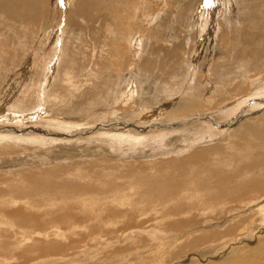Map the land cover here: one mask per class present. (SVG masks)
Wrapping results in <instances>:
<instances>
[{
    "label": "bare ground",
    "instance_id": "bare-ground-1",
    "mask_svg": "<svg viewBox=\"0 0 264 264\" xmlns=\"http://www.w3.org/2000/svg\"><path fill=\"white\" fill-rule=\"evenodd\" d=\"M171 1L172 0L169 2ZM196 1L198 2L199 0ZM56 2V0H0V33H3L1 44L6 48H11V51L15 52V47L19 48L22 42L19 41L16 45L10 35L17 33L22 39L23 33H27L24 32V28L35 27L39 31H42L46 28L50 17L61 14V12H57L59 10H57ZM69 2L68 5H71V3L74 5V11H70L71 8H68L69 12H67V14L69 13V19L66 18L68 23L65 22L68 30L63 32H67L68 36L71 34V39L73 38L84 44V48L80 53L85 59L88 58L89 53L93 52L89 44L90 42L92 43L91 40L95 39V43L93 44H95L94 47L98 52L95 65L99 60L100 66L96 68L94 65L95 69L93 68V75L88 79L90 80L89 83L94 84L93 89L81 85L75 90H64L60 84L58 95L61 100H56L59 101L55 104L56 107H64V101L74 93H78L86 98L87 105L89 107H94V111L96 112L92 120L95 127L92 129H85L90 135L87 140L94 137V132L98 127L108 128L117 121V124L112 128L116 131H122L126 126V123L122 121L123 117H129L131 119V128L139 131H144L151 127L157 129L166 119L171 125L170 133L177 134H169L161 137L157 136L158 138L152 140L158 143L157 146L153 147L148 152L143 151L140 147H135L133 151L123 152L120 146L114 148L93 146L91 148L76 149L73 147L72 143L64 142L63 136L56 135V140H50L39 135L30 137L23 134L14 135L15 132L13 135H8L4 134L7 132L1 127L0 133L3 134L0 135V190L5 188V191L8 192L24 187L32 191L33 188L40 186V183L45 179V177H43L44 175L62 168L70 178L76 177L78 181L89 179L91 182L94 181L95 183L84 187H81L82 185L74 187L75 191L81 188L82 190L84 189V194L80 196L76 195L75 199L78 201L73 200L78 205L80 204V207H83V211L94 206H100L99 209L105 207V209H103L104 212H106L105 216L102 215L101 217L100 214L102 222L104 223L102 224L103 232L101 231L100 233L101 237L98 236L95 238L96 234L82 225L81 227H73L70 232H68L69 235H71L75 229H85L87 232L83 239L86 240V238H88L92 245L94 242V248H92V245L90 246V243L86 244V241L83 239V241L81 240L82 244L67 240V234L61 232L63 230L58 226L52 228L54 229L52 233H47L46 231L29 234L27 232H22V239L31 240L33 243L38 233V236H42V238L44 237L45 239L53 237L57 244H59L61 242L59 240L63 238L66 240L65 242L70 241L69 244L65 246L62 245L63 248L66 247L67 251L83 249L82 255L77 257L50 258L38 264H145L146 260L151 257L152 254L155 256L153 258L155 264H264V228H261L259 225H253V222L256 224L262 222L263 218H259L257 213H262V217H264V209L263 211L259 210L261 208L258 204L254 206L255 200L252 198V191L264 190V161L262 160L264 156V118L258 117L256 121L247 123V115L253 108L251 110L243 109L245 107L251 108L254 97L264 88V68L260 66L262 63H256L258 59L264 56V8L262 7L264 0H228V3L233 5L232 7L230 6V8L228 5L229 12L227 11L228 13L224 16L227 21L224 26H227L228 33L223 34V36L219 38L218 46L223 45L226 41H230L231 51H225V48L222 50H217L216 48L215 55L213 56L215 47H213V49L210 47L209 65L208 67L206 66V69L208 68L205 75L206 78L204 75L202 76L205 80H200L198 82L196 90L188 98L189 102L186 103V107H180V104L172 105L173 102L177 101L176 96L172 95L175 93L174 90L171 89L172 85L175 87L174 83L170 84L168 78L159 74V72L165 69L162 63L163 59L178 58L177 61L181 69L186 64L187 59L185 54L189 51V47L186 46L189 45V43L186 44L187 40L185 39L186 41H183L184 38L180 43L181 31L180 28L177 27L179 20H184L182 13V15H180L182 18L177 14L174 20L172 22L170 21L171 23H169L168 20L166 26L162 24L164 18L160 25L159 23L157 25V28H163L164 33L167 34L166 37L170 38V36H173V40H169L170 46H165L163 44L165 34L162 36L160 31H154L151 35L146 34L147 36L144 38L147 40L146 43H144L145 48L138 54L139 62H136V59H133V54L129 53L130 51H127L124 45L127 44L131 46L137 39L136 37L138 34L142 32L139 28L143 25V18L142 16H138L143 13L142 11L148 10L152 0H71ZM192 3L193 2H190L186 4V6L184 5V9L187 11L190 10L189 8ZM152 6L151 8L156 7L155 4ZM71 7L73 6L71 5ZM233 8L235 12L233 11V13H231ZM175 10H177V8H175ZM202 10L203 9H201V11ZM95 13H98V15L95 16ZM161 14L160 16H162ZM63 16L65 17V14ZM158 16L159 15L156 17V21H158ZM172 16L170 17L172 18ZM236 23H238V25H236ZM169 24L170 27L168 29ZM188 31L194 32V39L197 33L201 34L202 28L199 31L195 29L196 32L194 29L192 30V28ZM73 34L76 36L73 37ZM229 34L234 35V37L228 39ZM32 37L29 38L32 39ZM215 37H217V35ZM9 38H11V42H9ZM87 38H89V40H87ZM177 41H179V43H177ZM211 42L212 45L213 40H211ZM150 45L151 48L149 49ZM39 50L40 52L42 51L41 49ZM96 50L94 52H96ZM42 52L43 53L37 54L44 56V59H42V56V58L38 56V58H41V61L46 60L49 56V52ZM78 54L72 56L71 59H77L76 57ZM258 56L260 58H256ZM118 59L121 60V63ZM159 61H161V65H158ZM120 67L123 68V71L129 67L135 69L137 81L135 78H133V81L136 83L138 82L140 88L138 91L141 94L140 98L135 102L131 112L129 110H121V108L116 110H108L107 108L110 106V103L108 104L109 101L111 102L112 99L116 100V97L112 98L113 92H120L121 83H119V81L124 80V77L119 71ZM259 67L262 68V76L258 75L253 78L252 76ZM54 70H57L56 67ZM54 70L52 69V71ZM80 70L81 69H79V71ZM146 70H150L154 72V74L156 72V77H149L145 73ZM60 71L57 70L55 73L57 74ZM78 78H82L80 72ZM152 78L156 79V88L149 90L151 86L149 81ZM60 81L61 80L57 78L51 81V84L59 83ZM248 82L251 85L244 88ZM148 84L150 85L146 88L145 95H143L144 92H142V87ZM5 88L6 85L4 89ZM4 89L1 90L0 88V100L5 92ZM241 89H243V91ZM203 91L204 96L201 97ZM237 91H242V93L237 95ZM196 93H198V95H195ZM205 93H208V95ZM235 93L237 96H235ZM164 95H166L167 101L174 99L171 102L172 104L167 101H164V103L161 102L165 99L162 97ZM223 103L225 105H223ZM257 103L259 104V102ZM145 104L150 107L152 111L149 113L140 112V110L145 108ZM164 104V112H166L165 118L161 116L162 110H159L164 107ZM7 105L8 104H6V107ZM171 105L173 109H170ZM25 108L24 110H26ZM154 108H157V110L154 111ZM262 108H264V105L261 108L255 109ZM2 109H4V107ZM98 110H100V112H97ZM171 112L175 113L172 114ZM119 116L120 119L118 120ZM227 116L231 118L225 120ZM91 118L92 116L84 114V122ZM65 119L64 121L66 124H60V127L57 125L58 128H55L65 129L67 125L72 124L74 121L73 115ZM46 120H53V118H46ZM67 120H71L72 122L68 123ZM134 120L145 123L134 124ZM217 122L221 124L217 125ZM209 124L215 127H227V135L207 134L206 126ZM49 127H52L51 123ZM43 128L45 130V126ZM52 132L55 131L52 130ZM128 133L132 134L131 130H129ZM219 138H224V140L219 143V146L212 143L214 140L218 143ZM108 139L113 142L115 137L109 136L108 134ZM246 140H248V142L244 144ZM77 141L78 139H73V142ZM180 143L182 146L179 145ZM116 144L119 143L117 142ZM220 148L221 151H218ZM223 153L229 158L224 157L222 155ZM170 154L176 155V160L169 158ZM245 156L248 157L247 159H243L245 161L239 159ZM79 158L93 160L90 163L76 162L75 160ZM158 158L160 160L154 162ZM133 161H135V163H133ZM257 161H259V166L261 167L259 169H253L256 164L254 166L252 163H257ZM136 162H141V165H139L141 168H138ZM244 164L247 166L245 167ZM45 166L47 168H45ZM241 166H244V168ZM42 167L45 169H42ZM73 170L75 171L74 173H72ZM222 170L229 171V178L221 175L220 171ZM237 170H245L244 175L240 176L236 174L235 171ZM33 171L36 172L31 173L28 177L26 176L27 172L30 173ZM85 172H88L89 175ZM125 174H130L133 178L143 177L141 179L144 181V186L140 187L132 179H128ZM185 174H187V176H185ZM95 175L96 177L98 176V178L93 179ZM108 177L113 181L112 183L114 186L123 187V185L126 186L130 184L127 188L128 192L124 195L114 194L112 193L114 189L111 190L112 192H109L110 194L108 193L109 196L107 194L108 197L106 196L101 205L100 199H102V197L99 199L94 197V195L97 192L102 193L103 190L101 187L103 188V181H101V179H106ZM61 178L62 177L58 179ZM189 178H192V180L189 181ZM212 178L213 180L217 179L215 184L217 183L219 194L215 195V202H209L210 204L208 206L215 205L218 207L215 209L208 208L206 204H200L199 202H204V191L208 189L207 185L211 184L209 180ZM97 180H99V182L96 183ZM88 186H91V189L88 188ZM188 186H191L190 190L185 189ZM164 188L166 189L163 190ZM89 190L92 191L88 192ZM142 190H144L147 197V199L143 197L146 202L142 199L143 202H141L138 198L135 200V197L138 196L139 192ZM180 191L181 193H179ZM206 192L209 193V191ZM91 193H94L92 197L89 196ZM26 194L31 198L32 195H30V193ZM248 194H251V197H247ZM30 198H26L27 201L24 198L18 200L15 198L0 200V207L3 209V212L4 209L16 207L20 203L23 205L22 207H35L33 205L35 202L31 201ZM159 198L160 200L164 199L168 204H165L163 207L158 205L157 202ZM88 200L91 201L90 204H87ZM197 202L199 203L197 204ZM143 203L150 204L148 205V210L153 214H150L146 207L141 208L142 206H139ZM101 211L102 210H100V212ZM219 211L226 212L230 219L237 222L228 223L226 220L214 218L213 216ZM136 213L139 214L140 218L143 217L140 222L131 218L134 216L132 214ZM98 214L99 213H97V215ZM203 217L204 219H201ZM138 218L139 217H137V219ZM194 219L195 221L193 224L202 227L199 230L191 225ZM127 223L138 225L137 227H130L128 225V228L126 226ZM99 224L97 222V225ZM2 225L5 226L4 231L6 233L13 231L15 234H18L17 230L22 229L20 228L21 226H18L6 217L0 219V227ZM124 226L128 229H123ZM157 227L166 229L167 231H155ZM119 233L120 236H117ZM143 238L146 239L142 241ZM127 239L130 241L132 240V242L129 243L128 247L122 246ZM136 239L138 241H136ZM145 242L153 246L158 243H160V245L158 244L159 247L155 246L156 248L148 249L150 247L146 246ZM111 249H113V251L108 252L109 255L103 253ZM94 250L96 251L92 252ZM185 251H189V254L185 255L186 252L184 254L185 257L181 258L180 256H182ZM131 252L134 253L131 254ZM162 253L169 254V257L165 258ZM124 254L126 257H124ZM160 254L163 256L160 257ZM103 256L104 259L101 258ZM10 257L8 259L4 258V262L10 264L13 260H9ZM94 257H97V259L100 258L96 261L98 263L92 262L94 261ZM110 257L111 261L109 259ZM112 257L115 259H112ZM19 259H21V257L14 258V260L17 261Z\"/></svg>",
    "mask_w": 264,
    "mask_h": 264
},
{
    "label": "rangeland",
    "instance_id": "rangeland-1",
    "mask_svg": "<svg viewBox=\"0 0 264 264\" xmlns=\"http://www.w3.org/2000/svg\"><path fill=\"white\" fill-rule=\"evenodd\" d=\"M56 1H57L56 7H57V10H59L57 12H59V13L61 12V14H57V16H52L53 18L50 17L48 22H47L48 24H47L46 28H44L42 31H39L35 27L34 28H24L23 29V30H25L24 32H27V33H23L24 39L23 38L22 39L24 41L20 38V35H18L17 33H13L10 35L13 38V42L16 45L19 41H21L22 42L21 46L23 48L21 46H20L21 48L15 47V52L11 51V48H9V47L6 48L4 45L1 44V39H2L3 33H0V44H1L0 45V88H1V90H3L5 85H6V88L4 89L5 92H4V94L2 93L3 97L0 100V109H1L0 110V128L2 127L5 129L4 131H6L7 133H4V134L13 135V133L15 132L14 135L23 134V135H26L27 137H30L33 135H39V136H43V137L50 139V140L51 139L56 140L55 136L59 135V136L64 137V139H63L64 142L72 143L73 147L76 149L77 148H91L93 146H98V147H102V148H114L116 146H120L122 148L123 152L124 151H133V149L135 147H140L143 151L148 152L150 149L157 146L158 143L152 141L155 138H158L157 136L161 137V136L169 135V134H177V133H170L171 132V125L166 119L162 123V125L160 127H158L157 129H154L153 127H151L147 130L139 131V130H133L131 128V126H130V120L131 119L129 117H123L122 121H124L126 123V126L124 127V129L122 131H116L114 128H112L115 124H117V122H118L117 121L115 124L110 125L108 128L98 127V129L94 132V137L90 140H87L90 137V135L87 133V131L85 129L86 128L92 129L95 127V125L92 123V120H93L96 112L94 111V107H89L87 105L86 98L79 95L78 93H74L68 99H66L64 101V105H63L64 107H61V108L56 107L55 104L59 102L56 100H61V98L58 95V89H59L60 84L62 85V88L64 90H68V89L75 90L78 87H80L81 85H85L86 87L93 89L94 84L89 83L90 80H88V79L93 75L92 71L95 69V66H96V68L100 66L99 60L97 61V64L95 65V62L97 60V55H98V52H97L96 48L94 47L95 44H93V43H95V39L91 40L92 43L90 42V44H89V46L92 47L91 49H93V52L89 53L88 58L85 59V57L80 53L84 48V44L79 42L78 40L73 39V38L71 39V34L68 36L67 32L66 33L63 32V31L68 30V28L66 26V23H68L67 19H69V13L67 14V12H69L68 8L70 7L71 8L70 11H74V5L72 3H71V5L73 7H71V5H68L70 3L69 1H71V0H56ZM169 1L170 0H167V1L166 0L165 1L164 0H152L151 4L149 5L150 7L148 6L149 7L148 10L142 11L143 13H141L138 16V17L142 16L143 19L145 18L144 21L146 20L144 22L142 19L143 25L139 28L140 31H142V32L140 34H138V36L136 37L137 39L131 44V46H128L127 44L124 46L126 47L127 51L128 50L130 51L129 53L133 54V59H136V62H139V59H138L139 55L138 54H140L142 52L141 50H143L145 48L144 43H146V41H147L146 39H144L145 36L153 34L154 31H156V32L160 31L162 33V36H164V34H165V36L163 38V44L165 46H170L169 40H173V36L172 37L170 36V38H172V39L166 37L167 34L164 33L163 28H160V27L157 28V25H158V23L160 25V23L162 22V20L164 18V21L162 24H163V26H166L168 23V20H169V23H171L177 14L179 15V17H181L180 15L183 14L184 20H182L181 19L182 17H181L180 19L182 21L179 20V22H178L179 24H177L178 25L177 27L180 28V31H181V34H180L181 38L179 39L180 43L182 42L183 38H184L183 41L187 40L186 44L189 43V45L186 46V47H189V49H188L189 51H187L185 54V57L187 59L186 64L181 69L179 66V63L177 61L178 58L163 59L162 63L165 66V69H164V71L159 72V74L160 75L162 74L166 78H168V81L170 82V84L174 83L175 87H173V85H172L171 89H173L175 93H173L172 95L176 96V99H177V101L173 102V104H172L171 102L174 99L167 101L166 100L167 97H166V95H164L162 97L165 99L162 100L161 102L164 103V101H167V102H170L172 105L180 104V107L181 106L186 107V105H187L186 103L189 102L188 98L196 90V87L198 86V82L200 80L203 81L206 78L205 75H206V71L208 69V68L206 69V66L208 67V65H209L208 60H209V49H210V47L212 49H213V47H215L213 50L214 51L213 56L215 55V49L216 48H217V50H219V49L222 50L223 48H225V51H231V42L230 41H226L223 45H220V46H218V41H219V38L221 36H223V34L228 33L227 26L225 25L226 28L224 26V24L227 23L226 18H224V16L229 12L228 10H229L230 6L232 7L233 5H231V3H228V0H226V2H225V0H204L205 2L203 0H199L198 2L196 0H179V1L178 0H172L171 2H169ZM173 1H175V2H173ZM184 2H185V4H184ZM190 2H193V3L190 5V8H189L190 10L187 11L184 8H185L186 4H189ZM153 4L156 5L155 8H151V7H153L152 6ZM177 4H179V5H177ZM228 5H229V8H228ZM175 6H177V7H175ZM174 7L177 8V10H175ZM262 7L264 8V3H262ZM149 9H151V10H149ZM201 9H203V10L201 11ZM234 10L235 9L233 8L231 13H233ZM161 12H162V14H161ZM163 12L167 13V14H164ZM202 13H205V14H202ZM64 14H65V17L63 16ZM160 14L162 16H160ZM172 14H173V16H172ZM96 15H98V13H95V16ZM157 15L160 16V17L158 16V21H156ZM163 16H165L166 19ZM170 16H172V18ZM194 16H195V19H194ZM147 17H148L149 21H148ZM59 21H60V23H59ZM184 23L186 24V26ZM181 25H183V26H181ZM236 25H238V23H236ZM179 26H181L182 28ZM169 27H170V24L168 25V29H169ZM193 27H195V28H193ZM190 28H192V30L194 29V31H195V29L197 31H199L202 28L201 34L197 33V36H195V38L193 39L194 32L193 31L189 32L188 30ZM184 32H186V33H184ZM216 35H217V37H215ZM75 36L76 35L73 34V37H75ZM29 37H32V39H30ZM231 37H234V35L229 34L228 39ZM165 38L167 39V41ZM10 39L11 38H9V42H11ZM91 39H92V37H91ZM188 39H189V42H188ZM87 40H89V38H87ZM211 40H213L212 45H211V43H212ZM179 41H177V43H179ZM6 45H7V43H6ZM150 48H151V45H150L149 49ZM39 49H41L42 51L49 52V56L46 60H43V61L40 60L42 57H43L42 59H44V56L37 55V54L43 53L42 51L40 52ZM95 50H96V52H94ZM225 51H224V53H225ZM78 53H80V54H78ZM76 54H78V56L76 57L77 59H71L72 56H74ZM38 56H40V57L42 56V57L38 58ZM256 58H260V57L258 56ZM37 60H39V61H37ZM210 60H211V58H210ZM35 61H37V62H35ZM118 61L121 63L120 59H118ZM50 63H52V64H50ZM256 63H258V64L262 63L260 66L262 68H264V56H262L260 59H258V61H256ZM158 65H161V61L158 62ZM54 66L56 67L57 70H59V71L62 70V71H60L59 73L56 74L55 72L57 70H54L55 69ZM262 68L259 67V69H257L256 73H254V75L253 76L251 75V76L253 78H255L258 75L262 76V74H263L262 70H261ZM52 69L54 71H52ZM79 69H81V70L79 71ZM119 71L121 72L122 76L124 77V80L119 81V83H121L120 84V92L119 93L113 92L112 98L116 97L115 98L116 100L112 99L111 102L109 101L108 104L110 103V106L107 108H108V110H111V109L116 110V109L121 108V110L122 109L123 110H129L131 112L133 110V106H134L135 102L139 100L140 95H141L140 92H138L140 89L138 82L136 83L135 81H133V78H135L137 81V77L135 75V69L133 67H129L125 71H123V68L120 67ZM79 72L81 73V76H82L81 79L78 78ZM145 73L149 77H156V75H155L156 72L154 74V72H152L150 70L149 71L146 70ZM203 75L205 76V78H202ZM57 78H59L61 81L59 83L51 84L52 83L51 81H53L54 79H57ZM155 80H156L155 78H152L149 81L151 84V86L149 87L150 88L149 90L156 88ZM150 84L146 85L145 87L144 86L142 87L143 88L142 92H144L143 95H145V90H146V88H148V86ZM248 85L250 86L251 84H249V82H248L244 88H247ZM149 90H148V92H149ZM176 90H177V92H176ZM241 90L243 91V89H241ZM242 91H240V92L237 91V95L242 93ZM258 93L259 94H257L255 96L256 98L254 97V102H252V104H251L253 107L251 106V108H248V107L243 108V109H248V110H251L253 108V110L247 115V119H246L247 123H251L253 121H256L258 119V117L264 118V108L255 109V108H261L264 105V88L261 92H258ZM205 94L208 95V93H205ZM195 95H198V93H196ZM237 95L235 93V96H237ZM4 96H6V97H4ZM203 96H204V91H203L201 97H203ZM210 96H212V95H210ZM231 100H232V97H231ZM257 102H259V104ZM6 104H8L7 107H6ZM9 104H10V106H9ZM21 104H22V106H21ZM172 105L170 106V109H173ZM223 105H225V104L223 103ZM3 107H4V109H2ZM24 108L26 110H24ZM107 108H106V110H107ZM164 109H165V104H164V107H162V109H159V110H162L161 116L165 118L166 112H164ZM153 110L155 111V110H157V108H154ZM150 111H152V109L150 107H148L146 104H145V108L140 110V112H145V113H149ZM97 112H100V110H98ZM171 113L173 114L175 112H171ZM84 114L90 115V116H92V118L89 120H86L84 122ZM70 115H73L74 121L72 122L71 120H67V122L68 123L72 122V124L67 125L65 129H56V128H58V126L60 127V124H66L64 120H66L65 118L69 117ZM46 118H53V120H46ZM230 118L231 117L227 116V117H225V120H229ZM119 119H120V116H119L118 120ZM54 120H56V121H54ZM47 123H48V125H47ZM50 123H51L52 127H49ZM144 123L145 122L134 120V124H144ZM41 124H42V126H41ZM219 124H221V123L217 122V125H219ZM44 126H45V130H47V131L44 130V128H43ZM46 126H48V127H46ZM63 126H65V125H63ZM52 130H54L55 132H52ZM129 130H131L132 134L128 133ZM206 130H207L206 131L207 134L212 133V134H218L220 136H226L228 133L227 127H224V126L215 127V126H212L210 124L208 126H206ZM1 134H3V133H0V135ZM108 134H109V136L115 137V140L113 142L108 139ZM74 138L78 139V141L73 142ZM222 140H224V138H219L218 143L216 140H214L212 143L217 144V146H219L220 145L219 143ZM117 142L119 144H116ZM247 142H248V140H246V142H244V144H246ZM179 145H181V143ZM218 151H221V148L218 149ZM172 155L173 154H170L169 158L176 160L175 159L176 155H173V156ZM222 155L226 158H229L225 153H223ZM247 158L248 157L245 156L244 158L241 157L239 159L242 161H245L243 159H247ZM92 160L93 159L79 158L75 161L76 162L79 161V162H84V163H90V162H92ZM159 160L160 159L158 158L154 162L159 161ZM262 160L264 161V156L262 157ZM211 162H210V164H211ZM133 163H135V161H133ZM139 163L136 162V165L138 166V168H141L139 166V165H141V162H139ZM252 164H254V166L256 164V166L254 168L252 167L253 169H255V168L259 169L261 167V166H259V161H257V163L253 162ZM244 166H245V164H244ZM244 166L243 167L241 166V167L244 168ZM43 168L44 167H42V169ZM45 168H47V167L45 166ZM34 172H36V171L30 172V173L27 172L26 176L28 177V176H30L31 173H34ZM51 172H50V174L49 173L47 174L48 176L44 175L43 177H45V179H43V182L40 183L39 187L33 188L32 191L27 190L24 187H22L21 189H15L16 191L13 190V191L7 192V191H5L6 190L5 188L1 187L2 189L0 190V195L3 197L0 196V200H4V199L8 200L11 198H15L17 200L24 198L26 200V198H30L28 196V194H26V193H30V195H32L30 199H31V201L35 202V203H33V205L35 207H32V208L22 207L23 205H21V203H20L16 207L7 208L6 210L4 209V212H3V209L0 207L2 209V210L0 209V215H1L0 219L6 217V218L12 220L14 223H16L18 226H21L20 228H22L21 230H17L18 234H15L13 231L10 233H8V232L6 233L4 231L5 226H3V225L0 227V230H1L0 231V261H1L0 264H9V263L4 262V258L8 259L10 256L12 258L10 257L9 260L13 259L12 260L13 262L11 261L10 264H13V263L14 264H38L41 261H44L45 259L71 258V257H77L79 255H82L83 249H81V250L78 249L79 251L78 250L67 251L66 247L63 248V246L69 244V242H70V241L65 242L66 240L63 237H62L63 239L59 240L61 242L59 244H57L54 241L55 239L53 237H51L50 239H47V238L45 239L44 237L42 238V236H38V233H37L35 236V241L33 243L31 240H28V239L23 240L22 236H21L22 232H27L28 234L33 233V232L35 233V232H44V231H46L47 233L48 232L52 233V231L54 230L52 228L58 226L63 230V231L60 230L61 232H64L67 234V240L75 241L78 244H82L81 240L83 238H85V233L87 231L85 229H75V230H73V233L71 235H69L68 232H70V230L73 227H76V226L81 227V225L86 226L88 230H92V232H94L96 234L95 238L100 236L101 231L103 232V230H102L103 225L102 224H104V223L102 222L101 217H102V215L105 216V214H106V212H104V210H103V209H105V207H103L102 209L101 208L99 209L100 206H94L92 208H87V210L83 211V207H80L79 206L80 204L78 205L76 202H74L75 200L78 201L77 199H75L76 195L80 196L81 194H84L83 193L84 189L82 190V188H81V189H77V191H75L74 187L77 185H79V186L82 185L81 187H84V186H87L89 184H93L94 181L91 182L89 179H87L85 181H78L76 177L70 178L67 175V173L65 172V170H62V168H59L57 171L54 170ZM74 172L75 171L73 170L72 173H74ZM58 173H59V175H58ZM65 173L67 176L65 175ZM85 173H87V175H89L88 172H85ZM220 173H221V175L225 176L226 178H229V174H230L229 171L222 170V171H220ZM235 173L242 176V175H244L245 170H237V171H235ZM247 174H249V173H247ZM126 175L127 174H125V176ZM128 176H130V177H128ZM185 176H187V174H185ZM60 177H62V178L58 179ZM184 177H182V178H184ZM96 178H98V176L96 177V175H95V177L93 179H96ZM127 178L132 179L140 187L144 186L143 185L144 181H143V179H141L143 177L133 178L129 174V175H127ZM49 179H50V182H49ZM188 180L191 181L192 178H189ZM216 180L217 179L213 180V178L209 180V181H211L210 185H212V186H210L209 184L207 185L208 189L206 191H209V193L204 191V197H203L204 202L199 201L200 204L202 203V204H206L208 206L210 204L209 202H211V203L215 202V200H216L215 195L219 194L218 193L219 188L217 186V183L215 184ZM101 181H103L102 182L103 188L101 187V189L103 190L102 193L97 192L95 195H94V193L93 194L91 193L89 195L90 197H92V195H94V197H97L99 199L102 197V199H100L101 205L103 203L102 201H104L107 194L109 192L111 193L112 192L111 190H113V189L114 190L112 193H114V194L124 195L125 193L128 192L127 188L129 187L130 183L126 186H124L122 184L123 187H118L117 185H115V186L113 185V183H112L113 181L109 177L106 179L103 178V179H101ZM97 182H99V180H97L96 183ZM65 183H67V184H65ZM123 183H125V182H123ZM90 187L91 186H88V188H90ZM190 188H191V186H188L185 189L190 190ZM67 189H69V190H67ZM165 189L166 188H164L163 190H165ZM70 190H71V192H70ZM161 190H162V188H161ZM66 191H68V192H66ZM91 191L89 190L88 192H91ZM179 193H181V191ZM109 194H108V196H109ZM100 195H104V196H100ZM126 197H127V194H126ZM143 197L145 199H147V197L144 193V190L139 192V195L135 197V200L138 198V199H140L141 202H143V201L146 202V200L143 199ZM247 197H251V194H248ZM65 198L68 200H66ZM252 198L255 200L254 206H256V204H258L259 207L261 208L259 210L263 211V209H264V190L252 191ZM158 200L159 201L157 202V204L162 206V207L165 206V204H168V202H166L164 199L160 200V198H159ZM89 201L90 200H88L87 204L91 203V201L90 202ZM199 202H197V204ZM74 203H76V204H74ZM148 205H150V204L149 203H143L139 206L140 207L142 206L141 208L146 207L148 210ZM208 208L215 209L218 207L215 205H211V206H208ZM232 209H234V208H232ZM100 210H102V211L100 212ZM97 211H99V212H97ZM148 212L150 214H153L149 210H148ZM97 213H99V214L97 215ZM100 214H101V217H100ZM2 215H3V217H2ZM132 215H134V216L131 218L133 220H137L138 222H140L143 218V217L140 218L139 214H137V213L132 214ZM257 215L259 218H263V220L261 223L258 222L257 224L255 222H253V225L254 226L259 225L261 228H264V217H262L263 214L258 212ZM10 216H11V218H10ZM137 217H139V218L137 219ZM213 217L226 220L228 223L237 222V221H233V219H230L228 214L224 211L217 212L216 215ZM78 218H80L81 220ZM100 219H101V221H100ZM201 219H204V217ZM4 220H7V219H4ZM125 220L128 221L127 219H125ZM94 221H96V222H94ZM194 221H195V219L191 222V225L195 226V228L198 230L200 228H202L200 225L193 224ZM88 222H90V223H88ZM97 222H98V224L99 223L100 224L97 225ZM94 224L96 225V227ZM128 225L130 227H137L138 224L132 225L130 223H127L126 226L129 228ZM126 226H124L123 229L127 230L128 228ZM157 230H161L164 232L167 231L166 229H160V227H157L155 229V231H157ZM200 231H202V230H200ZM117 236H120V233ZM39 237H41V238H39ZM145 239L146 238H143L142 241H144ZM83 240L86 241V244L90 243V246L92 245V243L90 242V240H88V238H86V240L85 239H83ZM136 241H138V240L136 239ZM130 242H132V240L130 241L127 239V241L124 242L125 245L122 244V246L128 247ZM145 244H146V246L150 247L148 249L156 248L155 246L159 247V245H160V243H158L159 245L157 244V245L153 246V245L146 243V242H145ZM94 245L95 244L93 242L92 248L95 247ZM8 246H10L11 248ZM3 248H4V250H3ZM92 248H91V250H92ZM63 250H64V252H63ZM95 251L96 250H94L92 252H95ZM112 251H113V249L108 250L106 252H103V251L102 252L109 255L108 252H112ZM188 252L189 251H185L182 254V256H180V257L181 258L185 257V255L189 254ZM133 253L131 252V254H133ZM167 253H162L165 258L169 257L168 256L169 254H167ZM165 254H167V255H165ZM108 255H106V256H108ZM163 255L160 254V257ZM15 257H17V258L21 257V259H19L17 261V260H14ZM124 257H126L125 254H124ZM151 257H149L147 260L145 258V260H146L145 264H153V263L155 264V261H153L154 260L153 258L155 257L154 254H152ZM101 258L104 259V256ZM113 258L114 257H112V259ZM99 259H97V257L96 258L94 257V261H92V262L98 263L96 261ZM109 259L111 261V257ZM169 262H171V261H169Z\"/></svg>",
    "mask_w": 264,
    "mask_h": 264
}]
</instances>
